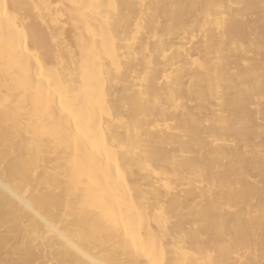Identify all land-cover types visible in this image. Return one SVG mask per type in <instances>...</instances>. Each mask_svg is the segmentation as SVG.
Listing matches in <instances>:
<instances>
[{
  "label": "bare ground",
  "instance_id": "1",
  "mask_svg": "<svg viewBox=\"0 0 264 264\" xmlns=\"http://www.w3.org/2000/svg\"><path fill=\"white\" fill-rule=\"evenodd\" d=\"M0 264H264V0H0Z\"/></svg>",
  "mask_w": 264,
  "mask_h": 264
}]
</instances>
